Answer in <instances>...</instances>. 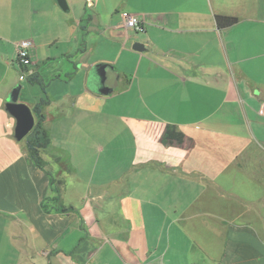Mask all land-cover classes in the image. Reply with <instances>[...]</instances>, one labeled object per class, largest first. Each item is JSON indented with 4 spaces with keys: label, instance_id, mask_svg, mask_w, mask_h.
Returning a JSON list of instances; mask_svg holds the SVG:
<instances>
[{
    "label": "crops",
    "instance_id": "obj_1",
    "mask_svg": "<svg viewBox=\"0 0 264 264\" xmlns=\"http://www.w3.org/2000/svg\"><path fill=\"white\" fill-rule=\"evenodd\" d=\"M66 1L0 0V264H264V0ZM18 85L48 101L45 169Z\"/></svg>",
    "mask_w": 264,
    "mask_h": 264
},
{
    "label": "water",
    "instance_id": "obj_2",
    "mask_svg": "<svg viewBox=\"0 0 264 264\" xmlns=\"http://www.w3.org/2000/svg\"><path fill=\"white\" fill-rule=\"evenodd\" d=\"M58 2L64 11L69 10L66 0H58ZM133 50L144 52L145 47L141 43H135L133 45ZM91 86H93L98 91H107L105 85V75L102 70L95 69L91 78ZM21 90L22 85L16 86L11 92L7 103L8 112L16 120L15 138L18 141H22L28 137L36 125V119L33 110L27 104L19 101Z\"/></svg>",
    "mask_w": 264,
    "mask_h": 264
},
{
    "label": "trees",
    "instance_id": "obj_3",
    "mask_svg": "<svg viewBox=\"0 0 264 264\" xmlns=\"http://www.w3.org/2000/svg\"><path fill=\"white\" fill-rule=\"evenodd\" d=\"M218 25L220 27H229L239 22V18L237 17H230V16H217ZM31 83L33 84H40L43 85L42 80H40L38 77H32ZM48 104V101L45 99H41L39 103H37L33 107V112L36 118V125L32 132L26 137L28 149L30 152V155L37 166H39L42 169H45V162L42 158V151L47 147V144L49 143V134L44 128V106ZM60 160V159H59ZM64 161V162H63ZM61 160V166L64 171L70 170L68 167V162L65 160V158ZM55 183V179H53L52 184ZM61 182L59 181L58 184ZM65 210V209H64Z\"/></svg>",
    "mask_w": 264,
    "mask_h": 264
},
{
    "label": "built area",
    "instance_id": "obj_4",
    "mask_svg": "<svg viewBox=\"0 0 264 264\" xmlns=\"http://www.w3.org/2000/svg\"><path fill=\"white\" fill-rule=\"evenodd\" d=\"M88 7H93L95 0H86ZM124 24L127 30H133L136 33L143 32L142 21L135 15L128 12H122ZM35 48L33 39H23L16 43L17 66L21 72V80H29L35 72L31 70V53Z\"/></svg>",
    "mask_w": 264,
    "mask_h": 264
},
{
    "label": "rangeland",
    "instance_id": "obj_5",
    "mask_svg": "<svg viewBox=\"0 0 264 264\" xmlns=\"http://www.w3.org/2000/svg\"><path fill=\"white\" fill-rule=\"evenodd\" d=\"M82 1V8H80V11H82V13H85L86 10H91L88 5H87V1L86 0H81ZM68 3V2H67ZM69 5V4H68ZM62 9V8H61ZM64 11V10H63ZM23 86L27 87V84L24 83ZM31 93V92H30Z\"/></svg>",
    "mask_w": 264,
    "mask_h": 264
}]
</instances>
